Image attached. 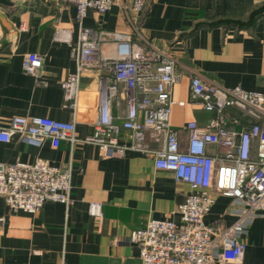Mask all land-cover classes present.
I'll return each mask as SVG.
<instances>
[{
	"label": "crops",
	"instance_id": "obj_1",
	"mask_svg": "<svg viewBox=\"0 0 264 264\" xmlns=\"http://www.w3.org/2000/svg\"><path fill=\"white\" fill-rule=\"evenodd\" d=\"M88 28L102 41L106 57H117L112 34H123L144 48L154 47L176 60L180 74L171 86V123L181 144L188 140L186 124L205 126L214 116L191 98V80L225 87L241 86L264 93V0H149L141 11L133 0H121L109 11L89 9L80 22L72 2L58 0H0V123L14 116H46L75 120L76 133L85 138L95 131L101 76L99 68H80L74 53L82 31ZM43 57L38 76L23 69L28 53ZM80 75L76 109L65 106L62 83ZM126 88L120 84L112 113L119 124L127 110ZM184 101V105L178 102ZM241 116L237 108H229ZM142 116V115H141ZM119 140L130 144L131 132L121 129ZM147 145H161L148 138ZM209 153L223 150L210 144ZM44 158L62 168L71 167L70 203L48 200L37 213L11 209L0 196V264H142L139 246L130 240L133 230L149 219L179 221L178 205L191 191L173 172L158 169L151 154L129 149L121 157L104 158L91 142L62 140L37 146L18 134L0 142V162H35ZM102 204V215L90 211ZM243 203L218 194L205 223L221 230L239 217ZM246 249L241 262L264 264V211L249 217L242 235Z\"/></svg>",
	"mask_w": 264,
	"mask_h": 264
},
{
	"label": "built area",
	"instance_id": "obj_2",
	"mask_svg": "<svg viewBox=\"0 0 264 264\" xmlns=\"http://www.w3.org/2000/svg\"><path fill=\"white\" fill-rule=\"evenodd\" d=\"M58 1L74 3L77 19L82 22L89 9L105 13L121 0ZM148 2L133 0V9L139 12ZM109 36L102 32L98 39L85 28L74 48L79 69L106 71L101 76L93 134L79 138L75 120L14 116L9 124L0 123V142H10L18 134L37 146L50 142L54 148L62 140L95 143L104 158L121 157L129 149L151 154L156 168L173 172L191 191L177 207L179 221L153 218L131 232L130 240L139 246L142 264H212L218 257L225 262H241L248 219L264 211V93L241 86L225 87L194 76L191 98L214 116L205 126L189 121L183 147L179 131L171 123V86L180 78L176 60L160 49L137 45L123 34H112L118 55L106 57L101 44ZM42 64L43 57L31 52L23 60V69L38 76ZM79 84L78 73L70 74L62 83L65 106L77 108ZM120 84L127 90V110L121 124L112 113L113 103H120ZM229 108L239 109L242 115L230 113ZM121 129L131 132L130 144L120 142ZM148 138L161 146L149 147ZM210 144L220 147L223 154L209 153ZM71 176V167L62 168L44 158L33 163L0 162V196L11 209L37 213L48 200L72 201ZM218 194L243 203L238 219L222 230L204 221ZM90 211L100 217L102 204L92 202Z\"/></svg>",
	"mask_w": 264,
	"mask_h": 264
}]
</instances>
